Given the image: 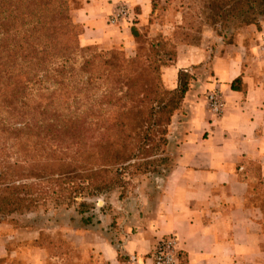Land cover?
Masks as SVG:
<instances>
[{"label": "trees", "instance_id": "1", "mask_svg": "<svg viewBox=\"0 0 264 264\" xmlns=\"http://www.w3.org/2000/svg\"><path fill=\"white\" fill-rule=\"evenodd\" d=\"M81 6L0 0V220L48 201L82 215L95 208L88 199L171 167L169 126L194 78L179 70L174 88L163 83L176 43L159 36L133 55L82 47L73 19ZM204 13L220 37L260 30L264 0H209ZM241 88L235 80L232 89Z\"/></svg>", "mask_w": 264, "mask_h": 264}, {"label": "crops", "instance_id": "2", "mask_svg": "<svg viewBox=\"0 0 264 264\" xmlns=\"http://www.w3.org/2000/svg\"><path fill=\"white\" fill-rule=\"evenodd\" d=\"M79 1L73 19L83 27L82 47L135 53L131 29L148 25L151 0ZM123 5L129 19L110 23ZM261 24L255 40L245 36L247 27L213 56L205 39L199 46L177 44L174 64L162 70L165 86H176L179 70L196 66L200 75L169 126L171 167L155 186L137 189L141 202L116 195L106 210L98 201L99 218L73 231L78 250L63 264H153L155 245L169 235L185 264H264V53L261 59L251 54L264 52ZM237 79L242 88L233 90ZM214 89L223 100L219 115L205 100ZM4 246L0 240V259Z\"/></svg>", "mask_w": 264, "mask_h": 264}, {"label": "rangeland", "instance_id": "3", "mask_svg": "<svg viewBox=\"0 0 264 264\" xmlns=\"http://www.w3.org/2000/svg\"><path fill=\"white\" fill-rule=\"evenodd\" d=\"M208 2L209 0H154V12L151 13L148 25L142 28L140 37L135 40L136 50L145 49L149 40L164 36L174 41L176 45L182 43L199 46L205 39L207 45L212 48V56L217 52L223 53L227 47L237 42L239 33L247 27L244 26L245 28L240 29L241 31L228 29L223 31L225 37L217 36L214 27L204 23V11ZM259 20L260 30H257L255 25L248 26L252 29L246 32V37L256 39L257 31H261V22L264 18ZM209 32L212 36L208 38ZM93 46L99 50L110 49L96 44ZM115 48L123 49V47ZM262 53L264 52L261 50L253 51L252 58L261 59ZM193 68L195 72L189 70L194 77L191 85L194 84V79L196 80L195 75H200L196 69L198 67ZM169 164L171 165V162ZM166 171L161 174H136L124 191L115 190L101 198L88 199L95 208L82 215L77 212L76 205H55L54 202L48 201L29 211L15 213L1 219L0 240L5 246L0 264H63L65 257L73 255L78 250L74 238L70 236L73 235V231L99 218L101 212L98 211V201L102 199L105 201L103 208L106 210L111 209V202L117 198L116 195L127 198L128 202H131V198L141 202L137 189L155 186V178L162 177ZM85 219L88 220L87 223Z\"/></svg>", "mask_w": 264, "mask_h": 264}, {"label": "built area", "instance_id": "4", "mask_svg": "<svg viewBox=\"0 0 264 264\" xmlns=\"http://www.w3.org/2000/svg\"><path fill=\"white\" fill-rule=\"evenodd\" d=\"M129 15V9L123 5L110 17L109 21L115 24L123 20H128ZM205 100L208 109L215 115H219L223 107L221 92L216 89L211 90L207 93ZM151 257L153 264H181L182 260L179 254L177 238L173 235L161 238L155 245Z\"/></svg>", "mask_w": 264, "mask_h": 264}]
</instances>
